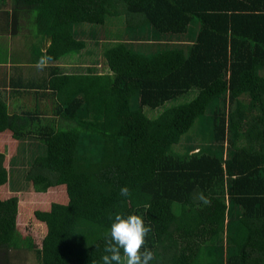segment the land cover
<instances>
[{
  "label": "trees",
  "instance_id": "trees-1",
  "mask_svg": "<svg viewBox=\"0 0 264 264\" xmlns=\"http://www.w3.org/2000/svg\"><path fill=\"white\" fill-rule=\"evenodd\" d=\"M0 10V33L27 36L35 61L72 64L62 77L53 67L46 119L0 114V264L10 248L35 247L31 228L45 232L43 262L102 264L115 215L133 213L152 229L150 264H264V0H0Z\"/></svg>",
  "mask_w": 264,
  "mask_h": 264
},
{
  "label": "crops",
  "instance_id": "crops-1",
  "mask_svg": "<svg viewBox=\"0 0 264 264\" xmlns=\"http://www.w3.org/2000/svg\"><path fill=\"white\" fill-rule=\"evenodd\" d=\"M3 11L5 10H0V30L5 27L2 20ZM27 39L28 37L22 34L12 36L11 33L6 35L0 33V114L5 112L9 116H21L25 112H39L41 117L46 119L48 113L53 114L56 102H58L55 96L57 93L54 90L56 83L54 72L56 71L53 67L55 65L62 68L57 71V76L62 77L71 73L68 70L72 64L69 60H63L58 63L50 62L43 70L37 69L34 66L36 61L32 50L25 44ZM44 44L46 50L51 41L46 40ZM71 60L78 62L77 59ZM78 65L80 69H85V63ZM53 116L58 122L60 118L55 114ZM28 235L35 247L32 250L29 248L8 249V255L11 254V264H31L33 261H35L34 264H47L40 256L42 248L38 245V242L42 240L38 238L42 234L40 233L37 237L31 228ZM25 256L29 259L27 260ZM71 264L79 263L72 262Z\"/></svg>",
  "mask_w": 264,
  "mask_h": 264
},
{
  "label": "clouds",
  "instance_id": "clouds-1",
  "mask_svg": "<svg viewBox=\"0 0 264 264\" xmlns=\"http://www.w3.org/2000/svg\"><path fill=\"white\" fill-rule=\"evenodd\" d=\"M51 61V56L42 55L34 66L43 70ZM120 195L130 197L132 192L129 187L123 186ZM204 203L207 204L209 201L205 199ZM151 231V227L145 225L142 215L116 214L109 237H106L105 254L101 257L102 264H150L155 259V253L145 248V243Z\"/></svg>",
  "mask_w": 264,
  "mask_h": 264
},
{
  "label": "rangeland",
  "instance_id": "rangeland-1",
  "mask_svg": "<svg viewBox=\"0 0 264 264\" xmlns=\"http://www.w3.org/2000/svg\"><path fill=\"white\" fill-rule=\"evenodd\" d=\"M87 26L90 27V25H83L82 28H85L86 27L85 30L88 32ZM121 26H122L121 23H119V24L113 23V24L110 25V31L114 35V39L112 38L113 39L112 41H119L120 40V36H119L118 30L121 28ZM86 40H89L88 42H90V35L89 34L87 35L86 32H85L83 41H86ZM73 59H77L79 61H86L85 58H84V56H82L81 54L75 55L73 57ZM186 145L187 144H184L183 146H186ZM17 177H19V176H17ZM17 182H18V178L16 180H13V182H12V189H11L12 191H15L16 190L15 184ZM37 226H38V224L37 223H34L33 224V229L35 230V227H37ZM40 233L42 234L41 237H43L45 235V232L44 231H40ZM226 243L227 242H226V237H225L224 238V241H223L224 247H227ZM34 263H35V261H33L31 264H34Z\"/></svg>",
  "mask_w": 264,
  "mask_h": 264
}]
</instances>
